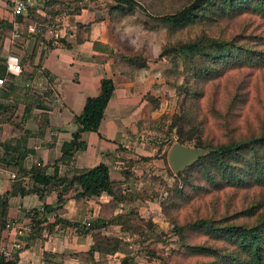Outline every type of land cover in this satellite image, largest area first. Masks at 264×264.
<instances>
[{
	"label": "trees",
	"instance_id": "obj_1",
	"mask_svg": "<svg viewBox=\"0 0 264 264\" xmlns=\"http://www.w3.org/2000/svg\"><path fill=\"white\" fill-rule=\"evenodd\" d=\"M110 1L108 14L113 24L135 16L140 8L152 21L168 25L171 36L198 31L186 40L166 46L162 58L180 59L187 73L178 89V108L169 134L174 133L176 142L182 145L210 150L209 155L183 173L171 172L175 178L171 186L161 176H152L153 191L140 193L126 191L124 183L113 181L104 164L72 178L48 175L41 166L26 170L24 163L29 151L21 153L20 149L26 137L31 136L27 130L21 139L1 144L4 153L0 162L16 177H28L30 183L19 192L25 195L44 196L45 190L51 188L57 191L59 204L71 191L76 200L104 194L112 198L103 205L100 221L85 227L95 244L88 252L77 255L84 264H109L107 260L97 261L95 254L114 256L124 244L151 246L160 242L154 221L141 216L137 205L134 206L136 201L157 196L161 197V215L173 227L178 242L161 259L162 264H264V0H184L179 5L172 0ZM71 3L73 0H46L45 11L50 16L47 20L36 19L34 10L29 15L35 19V26L55 28L56 18ZM9 28L7 23L0 24V32ZM98 48L114 57L108 46L95 43V49ZM148 62L143 55L115 54L116 67L125 76L148 71ZM0 79L8 83L20 78L8 75L6 66L0 64ZM16 84L6 85L10 94L16 91ZM114 91V81L105 78L99 95L87 99L82 113L75 117L77 130L72 140L61 147L60 163L74 159L85 148L81 142L84 133L100 130ZM42 100L26 106L23 125L33 118L34 107L45 109ZM16 108L4 105L3 112H12L13 116ZM147 110L149 114L155 111L151 106ZM41 119L48 126L45 112ZM166 142L165 147H160L161 154ZM125 177L132 175L125 172ZM19 193L14 189L11 195ZM124 204L131 208L120 213ZM8 210L9 197L0 196V234L6 228ZM56 210L46 206L43 212L32 211L33 237L45 228L52 231L57 222L67 224L62 220L49 223L48 216ZM112 225L119 227V234L110 228ZM109 230L111 234L105 235ZM133 262L131 256H125L117 264ZM1 264H18V259L3 260Z\"/></svg>",
	"mask_w": 264,
	"mask_h": 264
},
{
	"label": "crops",
	"instance_id": "obj_2",
	"mask_svg": "<svg viewBox=\"0 0 264 264\" xmlns=\"http://www.w3.org/2000/svg\"><path fill=\"white\" fill-rule=\"evenodd\" d=\"M16 1L0 0V24L7 23L11 27L0 32V64L5 67L9 58H16L22 67L20 82L28 78L32 86L38 80L45 86L40 92L45 109L34 107L33 118L24 125L25 130L31 132L20 149L21 153L29 151L24 163L26 170L41 166L48 175L56 173L59 177L72 178L104 164L110 169L113 181L124 183V187L135 182L138 191V183L145 178L147 181L156 169L158 176L166 172L164 163L163 166L156 164L164 162L162 155L166 148L156 158L162 145L161 135L152 134L148 128L151 123L146 120L147 107L150 106L146 96L153 93L154 80L145 76L150 75L148 72L131 77L118 71L115 63V24L108 14L111 1L93 6L89 0H73L69 6L66 5V11L56 18L58 25L55 28L40 25L45 26V30L39 34L29 31L35 26V19L32 20L29 11L34 10L38 15L36 19L47 20L50 16L45 11L46 0H30L28 10L19 17L14 15ZM50 28L54 34H50ZM95 43L111 48L114 57L102 48L95 49ZM105 78L114 81L115 91L100 130L84 133L81 142L85 148L78 151L74 159L60 163L62 145L70 142L77 130L75 117L82 113L89 97L99 95ZM4 90L0 112H3V106L7 104L5 99L10 94L7 89ZM43 112L48 116V126L42 122ZM155 115L150 117L155 118ZM141 134H145L144 140L140 139ZM8 138L0 142L1 159L4 153L1 144L10 141ZM125 172L132 177L126 179ZM12 173L6 164L0 162V196L9 197L7 224L14 223V228L10 230L6 225L0 234V241L7 247L15 241L21 243V249L14 255L18 264H84L77 255L88 252L95 244L92 234L85 227L100 221L103 205L112 198L104 194L89 200H76L74 191H71L59 204L57 191L51 188L45 190L44 196L19 193L20 188L26 187L30 180L20 176L12 180ZM14 189L19 194L11 195ZM152 205L142 210L141 216L148 217V210L149 216L151 212L154 215L159 206ZM46 206L57 209L48 216L49 223L62 220L67 224L57 222L52 231L45 228L33 237L31 213L34 210L43 212ZM129 207L128 204L122 205L120 213H125ZM153 221L157 222L155 218ZM110 228L115 233V225ZM110 234V230L105 232V235ZM111 258L115 255L105 257L102 253L95 254L97 261Z\"/></svg>",
	"mask_w": 264,
	"mask_h": 264
},
{
	"label": "rangeland",
	"instance_id": "obj_3",
	"mask_svg": "<svg viewBox=\"0 0 264 264\" xmlns=\"http://www.w3.org/2000/svg\"><path fill=\"white\" fill-rule=\"evenodd\" d=\"M107 1L108 0H92V3L93 6H98L106 3ZM172 1L175 5H179L183 3L184 0ZM196 32L198 31L189 30L180 33L178 36H171L169 34L168 25L152 21L140 8L135 11V16L123 19L120 22H115V50H117L115 54L125 55L128 57L143 55L146 60L148 59L151 63L148 71L141 72V74H144L145 72L150 73V75L145 73V76H151L154 80L153 93L148 94L146 99L151 102L150 106L152 110L155 111L152 114H149L147 110L146 120L149 121V124L151 123L148 127L151 129V133H155L159 136L161 135L160 139L162 141V145H164L165 141H167L166 152L162 156L164 157V162L160 161L156 164L163 166L164 163L166 172L160 176L168 186L173 185L175 182V178L171 174V172L173 174L174 172L171 170L168 163V154L172 145L176 143L175 134H169V127L178 108V89L187 78V73H185L184 64L180 59L170 60L162 58V53L166 46L170 44L174 45L177 41L186 40L189 36H193ZM19 78V80H12L8 83L6 81L0 89V100L3 101V91H5L4 89H7L6 85L9 83H19L16 84V91L11 93L10 96L5 99V102L7 103L6 105L17 106L15 113L11 116L12 112H9L10 114L0 112V142L3 139L6 140L7 136L10 141H17L24 136V131L26 130L23 123H21L25 109L24 106H33L34 104L39 103L42 98L40 92L43 87H45L42 85V81L38 80L37 83L32 86L31 79L24 78V80L20 82L23 77L19 76ZM153 114H156L155 118H153V116L150 117ZM15 125H21L22 127L20 129ZM159 154L161 153L158 152L157 155ZM158 173L159 172H157L156 169L152 176H158ZM152 176H150L151 179ZM150 177H147V181H145V178L142 183L139 180V191L136 190L137 187L135 182L130 185L131 187L127 185L124 189L129 191L132 190V193H140L142 190L145 191L148 189L152 192L154 189V182L150 179ZM162 191L163 189H161L159 193L162 194ZM160 201L161 197L157 196L145 201H136L134 205H137L140 214L141 211H144L149 204L159 206L154 215L151 212V215L149 216L150 211L148 210L147 218L152 220L155 218V220H157V222L153 223L157 226V234L161 238L160 242L154 243L151 246L148 244L145 246H140L138 244L128 246L124 244L120 247V250L115 255V258L108 260L109 263L117 264L123 257L131 256L134 261L133 264H162L161 259L167 257L172 249L177 247L178 242L176 236H174L173 227L161 215ZM130 208L131 207H129V210ZM118 232L119 229L117 225H115V234H119ZM121 237H127L125 239H128V236L126 235H122ZM151 250L154 251L156 254L155 256L150 252Z\"/></svg>",
	"mask_w": 264,
	"mask_h": 264
},
{
	"label": "built area",
	"instance_id": "obj_4",
	"mask_svg": "<svg viewBox=\"0 0 264 264\" xmlns=\"http://www.w3.org/2000/svg\"><path fill=\"white\" fill-rule=\"evenodd\" d=\"M31 5L30 0H17L14 6V15L19 17L24 15V13L28 10ZM45 26H32L29 31L32 34H39L44 32ZM50 34H54L53 29H49ZM6 72L8 75L19 77L22 74V67L16 58H9L6 63ZM6 79H0V88L5 84ZM145 134L140 135V139H145ZM16 175L12 174V180H16ZM86 226H91V224H87ZM14 228V223L7 224V230ZM21 234V232H18ZM21 249V243L15 241L11 247H7L3 242L0 241V264L4 260L5 262H9L15 259V253Z\"/></svg>",
	"mask_w": 264,
	"mask_h": 264
},
{
	"label": "water",
	"instance_id": "obj_5",
	"mask_svg": "<svg viewBox=\"0 0 264 264\" xmlns=\"http://www.w3.org/2000/svg\"><path fill=\"white\" fill-rule=\"evenodd\" d=\"M209 153L208 149L189 147L176 142L169 151L168 163L174 174L178 175L197 163L199 159L208 156Z\"/></svg>",
	"mask_w": 264,
	"mask_h": 264
}]
</instances>
